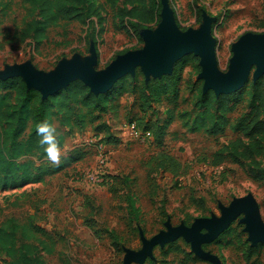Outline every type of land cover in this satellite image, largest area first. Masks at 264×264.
<instances>
[{
	"label": "rangeland",
	"instance_id": "rangeland-1",
	"mask_svg": "<svg viewBox=\"0 0 264 264\" xmlns=\"http://www.w3.org/2000/svg\"><path fill=\"white\" fill-rule=\"evenodd\" d=\"M94 1L100 5L104 19L98 24L96 18L99 34L90 44L85 39L88 25L78 21L51 29L49 37L40 42H13L16 26L22 19V11L16 6L12 18L0 23V71L4 69L0 74H13L16 66L30 68L51 84L52 74L59 71L62 62H73L79 57L84 61L91 59V72L102 78L118 59L146 51L151 42L157 43L164 37L158 39V29L166 10L179 38L209 27L217 69L222 75L231 73L236 46L243 39L264 38V0H162L163 21L144 30L142 42L127 30L128 18L119 14L130 8L125 0ZM7 31L11 32L9 37H5ZM151 33L158 40L149 42L147 34ZM190 55L199 59L191 58L180 72V101L176 117L164 131L162 146L153 135L132 136L128 126L131 121L148 120H158L162 125L174 103H152L143 111L139 91L110 96V105L116 108L102 113L101 121L85 128L74 127L69 132L55 119V127L65 137L61 158L76 149L82 156L65 167L64 162L57 166L47 157L37 160L42 167L40 181L0 187V224L10 217L25 222L34 220L53 233L55 252L45 255L48 264H125V259L140 254L161 233L193 228L205 218L224 219L232 205L244 197L255 199L264 226V152L255 161L242 160L241 164L236 156L228 157L219 166L208 162L216 150L244 135L236 128L237 119L245 117L255 106L252 93L259 78L264 77L260 62L251 64L240 87L222 93L223 101L217 102L212 96L203 102L200 90L207 91V85L201 56L190 53L173 60V64ZM139 71L155 74L143 65ZM21 74L30 86L39 87L27 73ZM91 88L97 93L107 92ZM194 110L197 115L210 110L222 117L220 130H194ZM181 112L189 115L180 118ZM105 123L111 128V136L99 128ZM121 127L127 129L120 130ZM159 130L153 129L156 134ZM162 152L178 161L176 171L158 167ZM112 175L118 179L114 180ZM249 226V210L245 208L223 230L203 228L196 244L199 252L191 236H180L179 243L196 255L201 253L203 262L186 261L184 254L175 251L164 256L166 242L157 244L147 258L165 260L167 264H251L257 260L264 264V241L259 246L260 241L252 237ZM250 246L257 249L251 252ZM8 262L6 256H0V264ZM144 263L136 258L132 262Z\"/></svg>",
	"mask_w": 264,
	"mask_h": 264
},
{
	"label": "trees",
	"instance_id": "trees-1",
	"mask_svg": "<svg viewBox=\"0 0 264 264\" xmlns=\"http://www.w3.org/2000/svg\"><path fill=\"white\" fill-rule=\"evenodd\" d=\"M125 4L130 5V8L127 11L122 9L119 14L123 18H128L130 26L127 30L134 32L142 42L143 30L154 28L162 20V0H125ZM16 6L22 11V19L16 26L12 41L19 43L27 40L40 42L49 37L51 29L78 21L88 25L85 39L86 43L90 44L99 34L96 18L98 24L104 19L100 5L94 0H20L18 2L0 0V23L12 18ZM198 16L200 21V11ZM10 35L9 31L5 33V37ZM193 57L199 59L195 55L187 56L175 63L171 73L149 79L145 78L144 73H139L140 66H138L134 75H125L110 90L99 93L80 78L54 93L45 95L40 89L29 86L22 75L0 77V187L40 181L39 173L42 167L37 160L47 155L44 146L39 144L40 137L36 128L38 123L48 120L54 124V120L57 119L68 128L69 132L74 127L85 128L88 124L101 121L102 113L115 109L116 106L110 105V96H118L124 91L140 92L139 105L143 111L152 106V103L167 101L174 103L173 107L168 108V118L162 125L158 120L137 122L144 131H151L154 141L162 146L164 131L176 117L178 101H180L182 84L180 72ZM212 96L215 101L220 102L223 101L225 94L216 95L213 89L205 92L200 90V100L203 102ZM252 96L255 106L245 117L237 119L236 128L244 135L238 136L216 150L208 161L210 165L219 166L231 156H236L235 160L239 164L243 162L242 160L255 161V158L264 152V77H260L257 81ZM192 113L195 114L196 110ZM188 115L189 113H179L180 118ZM221 119L222 117L212 114L210 110H205L201 115H194L192 125L194 130L212 128L218 132L221 128ZM99 128L105 129V134L111 136V128L106 123ZM155 128L160 129L157 134L153 131ZM56 130L62 147L65 144V137L62 131L58 128ZM80 156L82 152L76 149L70 152L69 156L62 157L61 162H64L65 167ZM158 167L171 169L174 172L178 168V161L172 155L162 152ZM112 178L118 179L116 175H112ZM55 243V235L34 220L25 222L10 217L0 224V256H6L9 264H48L45 255L55 252ZM259 246H262L261 242ZM256 249L257 247L254 246L249 247L251 252ZM169 251L184 254L186 261H205L182 246L178 239L165 244L162 249L163 255H167ZM258 263L257 260L251 264ZM144 264H167V262L150 257Z\"/></svg>",
	"mask_w": 264,
	"mask_h": 264
},
{
	"label": "water",
	"instance_id": "water-1",
	"mask_svg": "<svg viewBox=\"0 0 264 264\" xmlns=\"http://www.w3.org/2000/svg\"><path fill=\"white\" fill-rule=\"evenodd\" d=\"M166 11V16L164 15V22L166 24L164 37L157 43L149 41L151 43L146 51L137 54H130L115 61L105 71L104 76L100 80L88 76L87 69L83 65L77 64L71 67L64 75V78L53 88H45L43 86L36 88L40 89L45 95H49L66 87L71 81L80 78L92 87L101 91H108L117 79L128 73H132V71L138 66L143 65L146 69L154 70V77H159L163 74L172 72L176 63L173 64V60H178L187 54L195 52H197L202 58V64L204 67L203 77L206 79L207 90L213 89L219 95L231 92L240 87L253 62L259 61L260 73L264 72V38L247 37L243 39L236 46L237 56L231 73L229 75H222L217 69L213 43L209 36V27H205L201 31L192 32L183 38H179L173 25L170 12L169 10ZM162 21L163 10L161 22ZM16 69L17 70H15L13 74H0V77L22 75L21 73L25 68L16 66ZM77 71H80V77L75 76ZM245 208L249 210V229L252 237L257 241H264V226L261 221L258 205L252 197H244L237 200L232 205L231 209L226 212L224 219L205 218L197 221L193 228L181 227L173 232L161 233L149 241L140 254H133L132 257L141 261V263H144L149 253L157 244L174 241L185 234L193 238V245L197 250L198 248H196V244L198 242V236L203 228L210 226L217 230H223L227 228ZM197 251L199 252V250ZM201 255L202 254L200 253V257ZM132 257L125 260L126 264L129 263L130 259H134Z\"/></svg>",
	"mask_w": 264,
	"mask_h": 264
},
{
	"label": "bare ground",
	"instance_id": "bare-ground-1",
	"mask_svg": "<svg viewBox=\"0 0 264 264\" xmlns=\"http://www.w3.org/2000/svg\"><path fill=\"white\" fill-rule=\"evenodd\" d=\"M167 11H165V16H166ZM166 32V24L165 22L162 23V25L160 26V28L158 29V33L160 34V36L158 37V39L162 38L165 35ZM147 38L148 40H152V41H156L158 39H155V37H153V34H147ZM77 64H81L83 65L86 69H87V74L88 76L98 79L100 80L101 77L97 74H94L93 72H91V59L84 61L82 59H80L79 57L75 58V60L73 62H68V61H64L62 62V64L60 65V69L57 73L52 74V78H53V82L50 84L48 83L47 80H45L41 74L38 73H34L30 68L28 70H24V73H27V76L29 77V79L36 83L38 86H43L45 88H53L59 81H61L64 78V75L67 73V71L77 65ZM80 75V71H77L75 73V76H79Z\"/></svg>",
	"mask_w": 264,
	"mask_h": 264
},
{
	"label": "clouds",
	"instance_id": "clouds-1",
	"mask_svg": "<svg viewBox=\"0 0 264 264\" xmlns=\"http://www.w3.org/2000/svg\"><path fill=\"white\" fill-rule=\"evenodd\" d=\"M36 128L37 135L40 137L39 144L44 146L47 159L58 166L61 163L62 150L55 125L48 120H44L38 123Z\"/></svg>",
	"mask_w": 264,
	"mask_h": 264
},
{
	"label": "built area",
	"instance_id": "built-area-1",
	"mask_svg": "<svg viewBox=\"0 0 264 264\" xmlns=\"http://www.w3.org/2000/svg\"><path fill=\"white\" fill-rule=\"evenodd\" d=\"M128 130L130 132V134L134 137L136 136H140V135H143V137L145 138H149L150 136H152V132L147 130V131H144L143 129H141L137 122L136 121H131L129 123V126H128ZM96 177L95 175L92 176V179ZM97 178V177H96ZM96 178H94V180L96 181Z\"/></svg>",
	"mask_w": 264,
	"mask_h": 264
},
{
	"label": "crops",
	"instance_id": "crops-1",
	"mask_svg": "<svg viewBox=\"0 0 264 264\" xmlns=\"http://www.w3.org/2000/svg\"><path fill=\"white\" fill-rule=\"evenodd\" d=\"M0 73H4V69H3L2 71H0ZM128 74L134 75L135 73H128ZM144 74H145V78H146V79H149V78H151V77H154V75H152V74H151V75L148 74V73H144ZM126 75H127V74H126ZM124 76H125V75H123L122 77H124ZM122 77H120L119 79H117V80L113 83L112 87H113V86H114V85H115V84H116V83H117ZM112 87H111V88H112ZM111 88H110V89H111ZM110 89H109V90H110ZM124 124H126V122H124ZM126 129H127L126 127H125V128H124V127H123V128L121 127L120 130H126ZM125 260H126V259H125ZM133 260H134V259H130V260H129V263H127V264H132ZM125 262H126V261H125ZM125 264H126V263H125Z\"/></svg>",
	"mask_w": 264,
	"mask_h": 264
}]
</instances>
